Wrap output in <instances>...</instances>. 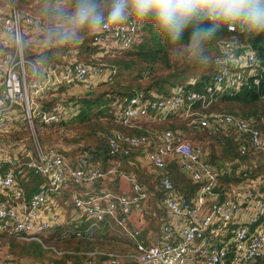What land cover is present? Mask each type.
Wrapping results in <instances>:
<instances>
[{"label":"built area","instance_id":"1","mask_svg":"<svg viewBox=\"0 0 264 264\" xmlns=\"http://www.w3.org/2000/svg\"><path fill=\"white\" fill-rule=\"evenodd\" d=\"M41 26L16 7L0 6V135L15 131L17 125L31 133L29 144L0 139V236L43 245L47 235L61 230L62 237L72 234L92 240L105 224H112L114 231L133 244L131 258L138 264H255L264 260V133L259 129L264 117L204 112L223 94L232 95L248 82L259 85L261 61L252 46L236 38L219 40L214 74L203 93L187 90L193 83L172 88L167 97L137 93L118 105L113 114L117 125L135 131L148 120L180 115L208 135L231 139L237 158L213 164L209 149L179 130L146 129L136 136L113 131L106 140L109 157L104 167L92 150L82 149L71 160L60 148L40 144L34 132L58 124L67 115L58 105L46 109L49 94L62 87L93 88L97 77L110 81L116 70L101 64L99 58H115L139 45L145 22L131 17L121 25L105 23L93 29L92 62L80 61L78 51L72 50L55 65L27 58L26 49H44L52 43ZM67 28L64 25L61 33ZM227 31L244 32L237 25H228ZM143 150L149 164L162 172L156 183L160 206L182 220L174 242H169V227L164 225L161 238L144 245L138 240L139 231L128 224L133 213L143 211L147 192L134 172L121 170L120 162ZM169 162L199 187L193 196L174 188L165 171ZM232 172L243 180L219 191V177ZM28 174L45 181L27 201L20 184ZM119 179L132 195L108 188L109 182ZM70 187L74 190L66 202L72 211L66 216L57 196ZM84 220L87 224L80 230L78 224ZM95 255L87 254L78 264H97ZM99 255L109 258L107 264L120 261L119 256ZM0 264L41 263L25 262L0 251Z\"/></svg>","mask_w":264,"mask_h":264},{"label":"trees","instance_id":"2","mask_svg":"<svg viewBox=\"0 0 264 264\" xmlns=\"http://www.w3.org/2000/svg\"><path fill=\"white\" fill-rule=\"evenodd\" d=\"M33 1L36 2L33 11L35 16H33L43 27L52 26L53 28L55 27L54 29L60 30L63 25L69 26L68 17L75 7V0H20V4H22L21 10L28 11L27 7ZM97 2L100 5H109L110 0H97ZM35 10L36 13H34ZM227 26L223 25L216 29L215 34L203 40L197 48L193 46L188 32L181 39L173 42L161 35L151 22H145L143 41L139 45L122 52L115 58L107 59L106 64H104L106 66H113L116 70L111 80L99 83L93 87L95 89H85L76 100H73V96L69 98L70 100L68 101H75L80 107L78 114L70 120L69 124L83 127V129L79 135L64 136L65 142L82 144L83 150H92L97 159H102L105 162L109 157L106 140L113 131L136 136L147 129L144 127V124L141 130L136 131L127 130L117 125L113 117L116 107L131 99L137 93L146 95L155 93L163 97L169 96L172 88L181 85L189 75H197V72L201 69V64L196 53L199 52V55L202 57H207L209 54L208 50H213L216 43L221 39L236 38L249 43L261 61V79L258 86H254L248 82L232 95L223 94L219 96L204 112L225 113L243 118H263L264 34H251L245 31L242 34H233L227 31ZM81 34H78V39L75 43H65L60 39V35L55 36L56 41L54 44L44 49L28 50L27 58L30 60L39 59L48 65H55L61 61L62 57L67 56L69 52L76 49L80 51L81 57L90 63L92 60L89 54L94 52L92 33L88 37ZM214 53L215 51H213L212 59L210 58L208 61V69L203 70L198 75V78L195 79L193 85L187 86V90L203 93L210 86L214 74ZM68 89L73 88L62 87L57 92L62 95L64 93L67 94ZM49 96L52 97V94H49ZM54 101L53 98H48L45 101L47 110H50L55 105L56 101ZM168 115V119L176 117L172 116L175 114ZM102 121H104V124L101 123ZM186 123L187 127L185 124L178 126L167 125V129L158 131L169 130L173 132L179 130L188 133V130H190L192 133L189 134L190 137L188 138L199 145L208 138L206 141L208 142L209 159L213 164L238 157L236 146L228 137L221 134L208 135L206 130L192 127L188 120ZM65 126L66 124L60 123L63 133ZM48 129L50 127H42L41 130L45 132ZM259 129L264 133V126H260ZM172 171L170 168L169 176L172 181L173 175L172 184L174 188L186 196H193L199 187L190 181H182L178 169L177 171L174 169ZM232 171L235 170L233 169ZM242 180L241 175H237L235 172L229 175H221L219 177L218 190L224 192L229 185L237 184ZM44 181L42 177L28 174L27 178L21 182L20 185L27 201L38 192L39 187ZM80 225L85 226L86 224L82 222V224H78V226ZM61 235V230L53 232L43 239V245L35 242L21 243L16 238H9H12L11 245L19 249V252L16 254L21 257L26 256L33 260H41L45 257L48 248L63 253L64 255L60 259H56L58 260L55 261L56 264H78L86 259L87 253L94 250L91 239L72 234H68L66 237H62ZM1 238L3 237L1 236ZM12 252L15 253L13 250ZM96 255L101 256L97 253ZM259 263L260 261H257L256 264Z\"/></svg>","mask_w":264,"mask_h":264},{"label":"clouds","instance_id":"3","mask_svg":"<svg viewBox=\"0 0 264 264\" xmlns=\"http://www.w3.org/2000/svg\"><path fill=\"white\" fill-rule=\"evenodd\" d=\"M130 17L154 28L175 42L188 32L194 47L223 25H237L251 34H264V0H110L106 10L97 0H75L68 28L60 34L75 43L82 30L105 23L121 25ZM190 30V31H189Z\"/></svg>","mask_w":264,"mask_h":264},{"label":"rangeland","instance_id":"4","mask_svg":"<svg viewBox=\"0 0 264 264\" xmlns=\"http://www.w3.org/2000/svg\"><path fill=\"white\" fill-rule=\"evenodd\" d=\"M35 3L36 2L33 1L29 5V7H27L28 11L21 10L22 4H20V0L19 1H14V0L3 1L0 3V6L16 7L22 13H26V14H29L32 17H34L35 14H33V11H34V7H35ZM100 6L104 10H106V8L108 7L107 4H103ZM34 13H36V10ZM63 26H61L60 30L54 29L55 27L53 28L52 26L51 27L41 26V28L46 32V35L49 36V38L52 42L51 45L54 44V42L56 41L55 36H58L61 34V29L63 28ZM92 32H93V30H90V31L89 30H82L79 33L80 34L82 33L81 35L84 34V36L88 37V36H91ZM73 50H76V49H73ZM25 51L27 53L28 50L26 49ZM213 51H215V48L213 50L212 49L208 50L209 54L207 57L206 56L202 57L201 55H199L200 54L199 52L196 53L197 57L199 58L200 64H201V69L197 72V75H189L187 77V79H185L181 83V85L194 83L195 79L198 78V75L201 72H203V70L208 69L207 68L209 66L208 61L210 58L212 59ZM78 53H79V56L81 57L80 51H78ZM214 55H215V53H214ZM81 58L82 59L80 61L87 62L86 59L84 60L83 57H81ZM79 87H82V86H79ZM79 87H76V88L73 87V89H68V93L67 94L64 93L63 95L59 94L57 92L59 89L56 92L51 93L52 97L49 96V98H53L56 101L55 105L52 108H54L56 105H58L61 108L63 107L64 109H66L67 115L58 124H55L53 126H49L50 129H48L47 131L42 132L43 131V130H41L42 128H40V130L38 128V130L36 132H34V136L38 139L40 144L44 145L45 147H53L56 149L60 148L62 150L63 155L65 157L71 159V160H74L75 155L80 153V151L83 149L82 148L83 145L79 144V143H66L65 140L63 139V137L64 136H74L75 134L79 135L80 131H82L83 127L74 126V125L69 124L70 120L78 114L80 107L78 104H76L75 101H68V100H70L69 98L72 96L74 97L73 100L78 99L81 96L82 92L85 91V89H89V90L95 89V88H89V87H82V88H79ZM78 90L80 92H76ZM172 116H176V117L175 118L170 117L168 119L169 115H166L164 117L158 118V120H155V121L150 120L149 122L144 124V127L147 129L155 128V130L167 129V125L178 126V125H184L185 124L187 127V123H186L187 120L185 119V117H181L180 115H177V114L172 115ZM60 123L66 124L64 133H63V129L60 127ZM101 123L104 124V121H102ZM188 129H190V128L188 127ZM28 131L29 130L27 127H24L23 125H17V129L15 131L7 133V135L4 137H2V135H0V139L9 138L11 140V142H15V143L21 142V143L29 144L30 141H29L28 137L30 138L31 133L29 134ZM190 133H192V132L190 130H188V133H184V134L187 137H190V135H189ZM9 135H11V136H9ZM98 136H100V135L98 134ZM206 140H208V138H206ZM206 140L203 141L201 143V145L205 146V148H208V142ZM63 211L65 214H67L68 211H70V208L64 207ZM103 230H101L100 233H98L97 236L92 239V248L94 249L93 251L110 252V251H115V250L119 251V249L122 250L123 248H121V246L114 239L110 240L108 235H106L107 237H104V238L102 236L101 237L99 236L103 233ZM47 236H49V235H47ZM21 243H23V242H21ZM12 250L15 253H13ZM0 251L3 253H7L11 256L17 257V258H21L22 260H23V258H28L26 256L21 257L18 254H16L19 252V249L16 246L11 245V239H5V240L0 239ZM62 255H64V254L61 252H57L55 249L48 248V250L45 253V257L43 259L34 260V261L41 262L43 264H56L55 261H58L56 259H60L62 257ZM75 256L80 257L81 255H75ZM28 259L31 260V258H28ZM28 259H26V260H28ZM32 261H33V259H32ZM259 264H264V260L260 261Z\"/></svg>","mask_w":264,"mask_h":264},{"label":"crops","instance_id":"5","mask_svg":"<svg viewBox=\"0 0 264 264\" xmlns=\"http://www.w3.org/2000/svg\"><path fill=\"white\" fill-rule=\"evenodd\" d=\"M80 59L82 58L80 57ZM107 59L109 58L102 56L101 58H99V61L100 63L102 62V64H106ZM93 81H94V85L96 86L99 83L104 82L105 77H97L94 78ZM149 121L150 120H148V122ZM149 129H155V128H149ZM102 165L105 167L106 163L103 162ZM120 168L123 171L134 172L137 175L139 182L143 185V187L146 189L147 192V199L144 202L143 211L139 214L133 213L128 222L129 226L139 231L138 240L142 242L144 245H150L151 243H154L156 240H159L161 238L162 227L164 225H167L169 227V233H168L169 242L176 241L178 239L179 230L182 227V220L172 217L167 213V211H165L160 206V194L156 190V183L159 177L162 175V172H160L157 169H154L149 164L146 157V152L144 150L135 151L128 158L121 160ZM170 168L171 171L173 169L177 171L175 164L172 162H169L166 166L165 171L168 174ZM179 175L180 177H182V181H188V179L184 175L180 173ZM172 182H173V175H172ZM108 188L114 193H123L127 195H132L130 188L120 179L109 182ZM73 190H74L73 187H70V189L66 188L62 195L57 196V199L60 202L61 207L63 209L64 207H69L66 201L70 199V194ZM207 204L211 205V201H208ZM71 211L72 209L70 208V211H68L66 216L69 215ZM76 217L77 216H75V218ZM74 223L75 221L73 222V224ZM84 223L87 224L85 220ZM78 227L80 230H84L85 228L84 225H80ZM103 229H104L103 233L99 236L100 237L102 236L104 238L107 237L106 235H108L110 240L114 239L123 249L122 250L119 249V251L115 250L110 252L92 251L90 252V254L94 252L95 254L103 253V254L119 256L120 261L117 264H138L135 260L131 258L134 252L133 244L128 240L124 239L123 237H121L116 230L114 231L112 228V224L111 226L105 224ZM2 237L5 239H10L8 236L2 235ZM3 238H1V240H5ZM26 259L28 258H23L25 262L41 263V262H36L34 260L32 261V259L31 260L30 259L26 260ZM95 260L97 264H107V262H109L108 257L98 256V255H96Z\"/></svg>","mask_w":264,"mask_h":264}]
</instances>
